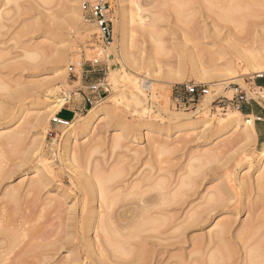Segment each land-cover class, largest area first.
I'll use <instances>...</instances> for the list:
<instances>
[{"label": "rangeland", "instance_id": "rangeland-1", "mask_svg": "<svg viewBox=\"0 0 264 264\" xmlns=\"http://www.w3.org/2000/svg\"><path fill=\"white\" fill-rule=\"evenodd\" d=\"M81 3L74 4L81 9ZM70 4L0 0V174L6 170L12 174L0 181V208L5 210L0 243L7 249L3 264L20 257L27 264H65L76 255L82 212L77 223L68 216L89 192L85 177L105 178L115 170L120 175L105 183L112 194L154 188L164 195L179 191V200L166 205L165 215H155L165 217L160 228L144 235L158 237L150 238L148 246L160 243L161 264L178 257L189 260L193 245L206 241L216 222L229 216L214 214L201 225L187 227L193 207L216 193L215 186L226 181V173L252 182L259 174L264 108L251 103L240 111L229 99L235 87L256 82L255 75L264 68V0H113L114 41L106 47L97 25L85 21L82 10L80 21H70ZM123 23L129 29L127 52ZM59 54L63 59L56 65ZM95 58L102 60L101 65H91ZM132 79L152 83V88L142 89L137 104ZM99 80L110 87L99 106L109 105L114 112L95 128L79 130V120H85L91 109L86 108L88 86ZM188 82L210 88L208 96L214 101L207 109L200 108L207 96L197 105L176 101V86ZM61 98L68 101L57 107ZM151 102L152 108L144 110L143 105ZM248 114H253L262 137L237 143V131L226 126L227 120ZM55 115L72 120L68 126L54 125ZM256 116L263 121H255ZM147 123L156 130L143 134ZM204 172H217L219 182ZM40 176L47 183L44 189L36 195L28 192L29 182ZM233 183L240 185L235 179ZM11 188L23 194L17 205L3 197ZM239 189L241 198L252 192L245 199L255 201V190ZM50 201L53 206L41 212ZM248 215L243 211L235 216L233 229H239ZM83 242L88 244V239ZM201 254L194 252L190 259ZM132 256L117 258L131 263ZM236 256L234 263H239L242 252Z\"/></svg>", "mask_w": 264, "mask_h": 264}, {"label": "bare ground", "instance_id": "bare-ground-1", "mask_svg": "<svg viewBox=\"0 0 264 264\" xmlns=\"http://www.w3.org/2000/svg\"><path fill=\"white\" fill-rule=\"evenodd\" d=\"M75 1L78 3V1L80 0H70L71 4L68 8L72 14L70 18V21L72 22L80 21L82 3L84 0H82L81 9L78 5L74 4ZM121 28L123 32V49L125 52H127L126 46L128 42L126 40L129 29L126 23H123L121 25ZM62 59L63 55L59 54L56 58H54V63L58 65L62 61ZM263 72L264 68L260 69L257 75L262 74ZM132 80L137 85V94H135L134 99L135 103L137 104L140 102V99H142V89L152 88V83L150 81L144 80L143 82H141V84H139L138 80ZM214 87L218 88L220 87V85L214 84ZM67 101L68 98L59 99L57 102V107L64 106ZM213 101V97L207 96L202 101L200 108L207 109L213 103ZM99 103L88 110L89 113L86 116L85 120H79V130L85 131L88 129H93L102 121H104L107 116L113 114L114 111L111 106H99ZM151 108L152 102L150 103V105H143L144 110ZM196 111H198V109L193 110L192 112L195 113ZM190 113L187 114L190 115ZM252 115L253 114H248L247 118L245 119H242L239 116H233L227 120L228 122L226 126L237 131L236 135L239 139L237 143L241 141L247 142L251 139L256 138L257 132L252 121ZM145 129H147V132H144ZM145 129L143 131V134H148L156 130L154 128V125L150 123L146 124ZM14 138L15 137H13V139ZM260 160L261 163L258 167L259 174L253 182L252 179L247 180L245 176H242L240 178L236 174L233 175V173L230 174V172L228 174L226 173L225 169L224 172L226 173V175L225 173L224 175L226 177V181L223 180L217 186H215V188H217L216 193H213L208 197L206 196L207 198L205 199V202L195 207L192 206L193 213L188 217V220L185 221L187 227H189L190 225H201L212 219L214 214H223V212H225L229 216L224 220H219L216 222L214 229L209 231L206 241L199 245H193V248L189 254V260L178 257L177 259L170 261L169 264H264V151H262L260 154ZM211 163L212 161L207 163V165ZM204 164L205 163H203L202 166ZM207 165L205 167H207ZM227 165L225 166L226 168ZM208 168H211L210 172L217 170L215 167ZM219 168L222 169V167ZM200 169H202L201 165ZM7 171L8 170H6V173ZM6 173L4 172L2 176L0 174V181L4 179V176H7L9 178L11 172L8 171L7 175H5ZM120 173L121 172L119 170H115L112 174L108 175V177L105 178L103 176H100V174L97 178H95L92 174L85 177L86 180H84L86 182V185L88 186L89 192L85 193L86 198L83 200L82 206L74 205L75 208H73V212L75 213H73L72 216H68V220L75 219L77 223L79 222L80 218L78 212H82L80 221L83 228L79 233L80 235L76 238V244L81 245V247L78 249L76 255H72L69 259H67V262L65 264H88L89 262L93 264H115L117 261H120L117 264H122V262L123 264H131L132 262L133 264H135V262L136 264L162 263L160 258L158 257L160 255L161 248L157 249L160 243L153 242L152 248H149L150 246H148L150 238L158 237L150 234L144 235V232H150L152 230L156 231L160 228L163 221L162 218L165 217H159L155 215H165L166 205H168V203H171L172 201L179 200V191H176L172 195H164L162 192H160L159 188H154L148 191L134 190L129 194H134L136 196L133 198H129V195H123L119 192L112 194L110 191H108V189H106L107 187L105 186V183L113 180L115 177H118ZM204 175H206V177L212 176V181H216L218 180V178L216 177H218L219 174L215 172V174L212 175L211 173L208 174L207 172H204ZM234 179L239 181V187L242 191L248 190V193H250L252 190L256 191L257 196L255 195V201L248 200L249 197L245 199V197L249 196L252 192L250 194L246 193L247 195L245 194V197L241 198L242 194L239 195L237 191V188L239 187L236 188V186H234V183L231 184L232 180ZM247 181L251 183H248ZM45 182V178L41 176L38 177V179L32 178L31 182H29L30 184L28 186V192L34 190V195H36L37 193L39 194L40 192L38 191L44 189V185L47 184ZM96 185H98L100 189H96ZM159 186L162 189V186ZM249 188L251 189V191ZM16 189L11 188L4 191L3 197H9L8 199H10L13 204L15 203L17 205L19 204L22 193L21 190L19 192ZM25 192L27 193V190ZM34 195L32 194V196ZM233 199L235 200L234 202L232 201ZM10 200L8 201L10 202ZM33 202L31 203L33 204ZM36 202H38V200ZM29 203L30 202H28L27 204ZM37 204L38 203H34L33 205L36 206ZM51 205V201L46 202L44 205L45 207L42 209L40 208V211L46 212L50 209L49 207V209H47L46 206ZM0 209L2 210H0L1 233V231L4 232V221L1 219H3V217L5 216L3 214L5 210H3V208ZM191 211H189L187 214H189ZM243 211L248 213L249 215L246 220H243L240 228L235 230L233 229V226L236 222L235 216H238ZM37 212H39V210ZM10 232L13 233V231L11 230L7 234L10 235ZM85 233L88 234L85 235ZM93 234L94 236H92ZM86 238L88 239V244L83 245V240H85ZM11 239L15 245L14 239ZM132 240L138 242L133 244L132 242L135 241ZM14 245L12 244L10 246ZM197 251L202 252V254L195 258L191 257L190 259V255ZM238 251L242 252V256L239 258V263H234V258L237 257L236 255L238 254ZM6 253L7 249L5 248V245L3 243H0V264L4 263L3 260L5 259ZM130 255H133L132 258H135L132 259L133 261H131V263H128L130 261H125V259L123 260V258H117L122 256L128 257ZM21 258L22 257H20L17 261L12 262V264H27L25 261L26 259ZM29 263L30 262H28V264Z\"/></svg>", "mask_w": 264, "mask_h": 264}, {"label": "built area", "instance_id": "built-area-1", "mask_svg": "<svg viewBox=\"0 0 264 264\" xmlns=\"http://www.w3.org/2000/svg\"><path fill=\"white\" fill-rule=\"evenodd\" d=\"M83 19L87 22H93L97 25L100 34V40L103 46H108L114 41V14L113 0H84L82 3ZM102 60L95 58L91 65L97 67L101 65ZM72 70V68H71ZM254 80L248 87H235V93L229 104L237 110H242L245 105L257 103L264 108V73L255 75ZM109 84L105 81H97L88 86L86 96V108H92L101 102L103 95L109 92ZM175 99L180 105H197V103L210 93V88L206 84L188 82L177 85ZM255 121H263L262 116H256ZM68 118L59 115L52 117L54 125L68 126Z\"/></svg>", "mask_w": 264, "mask_h": 264}, {"label": "crops", "instance_id": "crops-1", "mask_svg": "<svg viewBox=\"0 0 264 264\" xmlns=\"http://www.w3.org/2000/svg\"><path fill=\"white\" fill-rule=\"evenodd\" d=\"M246 107V106H245ZM247 108V107H246ZM247 110H249V108L247 109ZM68 120L70 121V120H72V118H68ZM261 137H262V134L260 133H257V138H258V141H260V139H261Z\"/></svg>", "mask_w": 264, "mask_h": 264}, {"label": "trees", "instance_id": "trees-1", "mask_svg": "<svg viewBox=\"0 0 264 264\" xmlns=\"http://www.w3.org/2000/svg\"><path fill=\"white\" fill-rule=\"evenodd\" d=\"M246 111V110H245Z\"/></svg>", "mask_w": 264, "mask_h": 264}]
</instances>
